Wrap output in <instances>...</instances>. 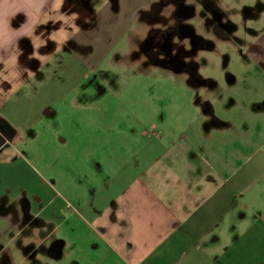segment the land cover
I'll list each match as a JSON object with an SVG mask.
<instances>
[{
    "label": "crops",
    "instance_id": "1",
    "mask_svg": "<svg viewBox=\"0 0 264 264\" xmlns=\"http://www.w3.org/2000/svg\"><path fill=\"white\" fill-rule=\"evenodd\" d=\"M133 1L0 0V264H264V23L236 39L247 59L239 116L224 105L217 126L210 107L221 138L203 126L161 133L88 188L71 178L56 188L18 148L52 114L30 105L20 121L40 52L88 33L128 35L145 9Z\"/></svg>",
    "mask_w": 264,
    "mask_h": 264
},
{
    "label": "rangeland",
    "instance_id": "2",
    "mask_svg": "<svg viewBox=\"0 0 264 264\" xmlns=\"http://www.w3.org/2000/svg\"><path fill=\"white\" fill-rule=\"evenodd\" d=\"M139 4L145 9L137 10L128 35L88 33L86 42L49 45L37 58L33 98L23 100L20 121L30 105L52 114L18 148L56 188L68 178L98 186L147 140L161 133L177 139L185 125L203 126L211 139L221 138L213 132L210 107L217 126L225 107L239 116L247 59L236 39L248 37L246 27L264 23V15L261 21L254 18L259 0L133 1L135 8ZM247 15L252 20L246 21ZM206 109L209 116L200 117ZM61 139L66 147L58 144ZM62 148H69L70 157L90 158L71 163ZM114 156L118 162L105 160Z\"/></svg>",
    "mask_w": 264,
    "mask_h": 264
},
{
    "label": "flooded vegetation",
    "instance_id": "3",
    "mask_svg": "<svg viewBox=\"0 0 264 264\" xmlns=\"http://www.w3.org/2000/svg\"><path fill=\"white\" fill-rule=\"evenodd\" d=\"M215 18H216V20H219L220 19V17L218 16V14H216L215 16H214ZM225 27V26H224ZM190 33V32H189ZM191 36V40H192V35H190ZM192 42H193V44H195V40L193 39L192 40ZM179 59H177V61H178ZM175 69L177 68V67H174Z\"/></svg>",
    "mask_w": 264,
    "mask_h": 264
},
{
    "label": "trees",
    "instance_id": "4",
    "mask_svg": "<svg viewBox=\"0 0 264 264\" xmlns=\"http://www.w3.org/2000/svg\"><path fill=\"white\" fill-rule=\"evenodd\" d=\"M181 8V7H180ZM211 45V44H210Z\"/></svg>",
    "mask_w": 264,
    "mask_h": 264
}]
</instances>
